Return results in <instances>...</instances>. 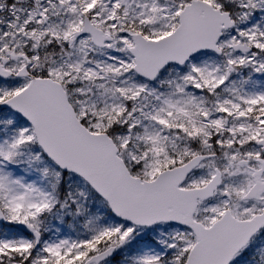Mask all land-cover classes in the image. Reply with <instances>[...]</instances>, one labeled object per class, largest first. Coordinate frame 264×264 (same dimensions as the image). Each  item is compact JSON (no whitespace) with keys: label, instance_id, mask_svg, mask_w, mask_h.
Returning a JSON list of instances; mask_svg holds the SVG:
<instances>
[{"label":"snow or ice","instance_id":"obj_1","mask_svg":"<svg viewBox=\"0 0 264 264\" xmlns=\"http://www.w3.org/2000/svg\"><path fill=\"white\" fill-rule=\"evenodd\" d=\"M0 264H264V0H0Z\"/></svg>","mask_w":264,"mask_h":264}]
</instances>
